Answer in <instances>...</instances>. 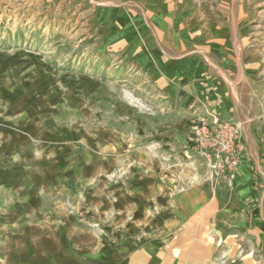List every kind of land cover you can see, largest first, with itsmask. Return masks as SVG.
Masks as SVG:
<instances>
[{
    "label": "crops",
    "instance_id": "crops-1",
    "mask_svg": "<svg viewBox=\"0 0 264 264\" xmlns=\"http://www.w3.org/2000/svg\"><path fill=\"white\" fill-rule=\"evenodd\" d=\"M84 2L97 47L132 66L161 102L158 153L169 160H160L166 181L155 208L165 213L154 227L144 221L139 237L126 234L127 246L87 233L79 246L69 221H20L0 264H264L262 56L248 39L245 0ZM211 114L241 133L232 180L194 148Z\"/></svg>",
    "mask_w": 264,
    "mask_h": 264
},
{
    "label": "rangeland",
    "instance_id": "rangeland-1",
    "mask_svg": "<svg viewBox=\"0 0 264 264\" xmlns=\"http://www.w3.org/2000/svg\"><path fill=\"white\" fill-rule=\"evenodd\" d=\"M84 1L0 0V247L33 218L127 246L165 213L161 102L97 47ZM245 3L264 105V0Z\"/></svg>",
    "mask_w": 264,
    "mask_h": 264
},
{
    "label": "built area",
    "instance_id": "built-area-1",
    "mask_svg": "<svg viewBox=\"0 0 264 264\" xmlns=\"http://www.w3.org/2000/svg\"><path fill=\"white\" fill-rule=\"evenodd\" d=\"M194 148L208 159L215 175H225L233 179L243 154V143L238 125L211 114L196 128Z\"/></svg>",
    "mask_w": 264,
    "mask_h": 264
}]
</instances>
